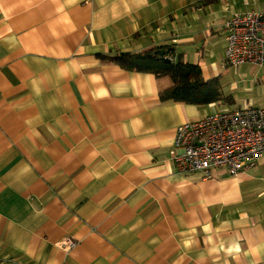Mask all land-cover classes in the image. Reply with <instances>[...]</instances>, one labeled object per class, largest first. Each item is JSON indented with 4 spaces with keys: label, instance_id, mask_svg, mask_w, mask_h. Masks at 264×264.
Returning a JSON list of instances; mask_svg holds the SVG:
<instances>
[{
    "label": "crops",
    "instance_id": "1",
    "mask_svg": "<svg viewBox=\"0 0 264 264\" xmlns=\"http://www.w3.org/2000/svg\"><path fill=\"white\" fill-rule=\"evenodd\" d=\"M249 11L264 0H0V264H264V155L208 178L169 158L182 124L264 108L241 97L262 70L224 63ZM165 45L232 104L163 102L167 77L103 60Z\"/></svg>",
    "mask_w": 264,
    "mask_h": 264
},
{
    "label": "built area",
    "instance_id": "2",
    "mask_svg": "<svg viewBox=\"0 0 264 264\" xmlns=\"http://www.w3.org/2000/svg\"><path fill=\"white\" fill-rule=\"evenodd\" d=\"M224 63L237 69L258 67L264 75V13L249 11L232 15L224 24ZM172 61V57L165 56ZM264 155V108L244 107L210 114L184 123L175 131L170 160L178 170L200 173L205 178L214 169L236 176ZM77 245L71 238L59 246L70 251Z\"/></svg>",
    "mask_w": 264,
    "mask_h": 264
},
{
    "label": "trees",
    "instance_id": "3",
    "mask_svg": "<svg viewBox=\"0 0 264 264\" xmlns=\"http://www.w3.org/2000/svg\"><path fill=\"white\" fill-rule=\"evenodd\" d=\"M172 57V61L165 59ZM174 47L158 46L148 51L132 54L122 53L103 60L128 71L152 73L156 77H167L170 85L159 92L161 101H174L191 105H209L230 101L223 95L218 78L204 80L196 64L175 60Z\"/></svg>",
    "mask_w": 264,
    "mask_h": 264
},
{
    "label": "rangeland",
    "instance_id": "4",
    "mask_svg": "<svg viewBox=\"0 0 264 264\" xmlns=\"http://www.w3.org/2000/svg\"><path fill=\"white\" fill-rule=\"evenodd\" d=\"M229 68V67H228ZM229 73H227L229 75V78L231 80L234 71H228ZM246 73V69H243V71H240L239 75H238V79L239 81H242V79H246V81L251 82L250 79H252V77H247L245 76ZM236 76V74H235ZM237 78V76L235 77V79ZM256 80H252V84L255 81L254 85H252L251 90H248L247 92L243 91L241 97L243 96V99L245 101H249L252 100L254 103L258 104V103H262V101L264 102V75L260 74V76H256ZM249 79V80H248ZM251 86V85H250ZM229 104H232V102L228 101ZM254 105V104H251ZM219 110V108H216V111Z\"/></svg>",
    "mask_w": 264,
    "mask_h": 264
}]
</instances>
